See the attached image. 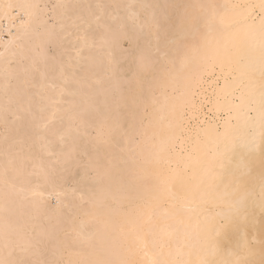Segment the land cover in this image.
<instances>
[{"label": "snow or ice", "instance_id": "obj_1", "mask_svg": "<svg viewBox=\"0 0 264 264\" xmlns=\"http://www.w3.org/2000/svg\"><path fill=\"white\" fill-rule=\"evenodd\" d=\"M183 8L142 19L132 4L54 6L60 11L46 48L6 79L0 106L6 152L19 149L5 164L4 184L15 188L19 182L22 192L38 197L33 219L51 228L34 229L19 245L6 233L0 264H248L239 256L225 258V242L247 217L257 185L264 215V130L257 148L237 152L228 123L221 131L213 121L220 97L207 93L202 77L186 83L179 104L160 106L155 94L173 78L178 59L201 51V39L202 70L214 75L219 66L224 72L227 45L209 38L218 26L235 38L241 27H252L248 22L257 9L264 76V0ZM148 127L155 129L151 137ZM209 130L216 143L207 169L211 181L196 192L179 191L168 174L171 165L188 142ZM146 138H159V150L129 160L133 146L141 147ZM144 186L152 193L147 199L138 196ZM113 188L120 193L113 194L120 201L115 228L101 196ZM213 208L220 211L212 214ZM201 242L205 252L193 260L191 249ZM87 250L97 258L64 259Z\"/></svg>", "mask_w": 264, "mask_h": 264}, {"label": "bare ground", "instance_id": "obj_2", "mask_svg": "<svg viewBox=\"0 0 264 264\" xmlns=\"http://www.w3.org/2000/svg\"><path fill=\"white\" fill-rule=\"evenodd\" d=\"M0 0V106L5 103V82L25 67L31 59H39L47 46L48 34L53 31L52 18L58 17L59 9L55 5H87L95 3L119 4L136 6L142 19L149 18L153 12L162 15L165 12H182L184 5L214 4L217 6H228L234 4H258L260 0ZM149 6V7H141ZM159 5L155 8L151 6ZM169 6V7H165ZM170 6H177L175 8ZM218 7L217 11H223ZM123 15L126 9L121 8ZM159 11V12H158ZM189 11H194L189 9ZM230 11V10H229ZM235 18V17H233ZM261 16L259 10L248 24L252 27H241L239 35L232 37L229 31L223 26H218L213 35L209 38L220 46L227 45L229 63L226 64L224 72L217 66L214 75L209 71H203L201 65L204 63L202 50L204 49L203 39L197 41V47L201 51L190 52L186 58L177 60L173 78L165 87L156 91V97L160 106L179 104L181 92L186 83L193 79L203 78V88L212 95L216 93L220 97L221 111L211 114L215 125L223 131L225 122L228 123L229 133L236 144L237 152H247L249 149L257 148L260 144V136L264 130V76L260 70L259 50V24ZM11 96V92H9ZM167 97V101L165 100ZM152 112L149 107V113ZM145 119V125H148ZM154 127H148V137H151ZM4 127L0 122V258L5 255V234L7 233L11 242L19 245L33 234V230L51 228V223L43 219H33L34 209L32 203L38 197L30 193L22 192L24 187L19 182L15 188H6L3 179V170L7 160L15 157L18 146H13L6 152L4 142ZM223 147V145H221ZM160 148L159 138L155 141L145 139L141 147L133 146V150L127 154L129 160H140L149 153H155ZM216 149L215 133L209 130L200 135L199 141L193 140L185 145V151L178 162L171 165L169 176L176 183L179 191L196 192L206 188L211 178L207 169L213 160V153ZM147 171L152 172L149 168ZM7 193V196H6ZM113 194L102 193L106 205L111 210L110 217L114 228L118 226L120 218L117 209L120 201L113 198ZM150 186L140 189L138 196L147 199L151 195ZM28 195L29 199L24 197ZM54 199V198H53ZM260 189L257 185L248 200V215L242 216L238 228L229 234L225 242V258L239 256L248 261V264H264V215L260 210ZM27 209L26 213H21ZM254 209V211H253ZM212 214L220 211L219 208L210 209ZM224 211L228 209L224 206ZM21 213L20 217L16 218ZM25 215V217H24ZM203 219V216L201 217ZM27 232V235L25 236ZM207 241L211 243L214 233L207 234ZM113 240L119 243V234L114 232ZM248 247L245 248V241ZM203 242L195 244L192 251V259H199L205 252ZM231 254V255H229ZM96 255L87 250L83 256L68 255L65 260L72 259H95Z\"/></svg>", "mask_w": 264, "mask_h": 264}, {"label": "rangeland", "instance_id": "obj_3", "mask_svg": "<svg viewBox=\"0 0 264 264\" xmlns=\"http://www.w3.org/2000/svg\"><path fill=\"white\" fill-rule=\"evenodd\" d=\"M150 1H151V0H150ZM150 1H148V2H150ZM147 6H148V5H147ZM150 6H151V5H150ZM148 7H149V6H148ZM158 12H159V11H158ZM26 211H27V209H23L21 213H24V214H25ZM21 213H19L18 216L16 217V218H18V220H19V218H21V217H20V216H21V215H20ZM26 214H27V213H26ZM24 217H25V215H24ZM22 218H23V214H22ZM22 218H21L20 220H22ZM23 219H24V218H23ZM26 235H27V232H26L25 236H26ZM28 235H30V234H28ZM67 256H68V255L66 254L64 257L66 258Z\"/></svg>", "mask_w": 264, "mask_h": 264}]
</instances>
